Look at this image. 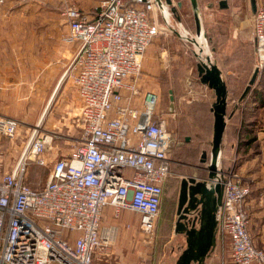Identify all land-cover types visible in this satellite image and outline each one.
I'll list each match as a JSON object with an SVG mask.
<instances>
[{
	"label": "built area",
	"instance_id": "2783aa9c",
	"mask_svg": "<svg viewBox=\"0 0 264 264\" xmlns=\"http://www.w3.org/2000/svg\"><path fill=\"white\" fill-rule=\"evenodd\" d=\"M160 7L167 8L165 0H98L94 15L64 9L66 40L78 44L72 80L81 101L79 138L66 157L53 162L40 188H31L25 176L30 163L47 167V136L31 135L12 171L1 174L0 264H95L97 254L111 253L118 232L102 225L107 205L115 217L122 210L136 213L140 230L154 231L176 139L156 112L159 95L141 93L138 80L146 49L165 32ZM252 33L260 74L264 0L256 7ZM18 126L0 115V151ZM222 176L216 220L218 234L229 240L231 264H264V249L248 232L244 204L250 188L234 171Z\"/></svg>",
	"mask_w": 264,
	"mask_h": 264
},
{
	"label": "rangeland",
	"instance_id": "374dc122",
	"mask_svg": "<svg viewBox=\"0 0 264 264\" xmlns=\"http://www.w3.org/2000/svg\"><path fill=\"white\" fill-rule=\"evenodd\" d=\"M198 1L200 7L198 8L197 1L196 4L201 15V27L203 26V32H205L203 41L207 46V51H203L200 55L204 58L206 54H209L211 61L220 70L222 80L226 84L228 109L229 99L235 100V102L238 100V96L248 85L256 70V58L253 56L251 48L240 46L233 38V25L238 20L252 18L249 0H228L231 13L224 17V20L229 26V34L228 28L226 30L229 40L224 38L225 32H223V27L218 25L217 19L211 18L209 4L216 0ZM170 2L171 5L166 8L170 15L167 24L162 19L160 11L157 10L160 26L165 28V32L153 41L154 43L158 42V47H160L159 73L155 75L154 79H149L143 76L141 69L138 82L141 93L152 91L159 95L156 112L166 119L167 130L176 139L171 154L172 175L164 188L161 213L151 234L140 230L137 217H133L137 214L133 212L124 211L117 216L118 219H114L112 214L106 218L108 226L118 228L113 248L118 247L120 241L124 247H119L122 248L121 251L128 264L175 263L186 247L184 237L173 233L180 184L182 180L194 178L201 181L208 176L207 166L210 163L213 116L212 114L210 117L208 116L207 106L211 108L215 97L211 90L199 82L196 69L199 60L194 53L198 52L199 48L188 40L196 39L191 1L170 0ZM97 4L98 0H3V3L0 4V24L21 27L23 40L30 39L40 30H49L51 27L65 36L68 28L62 14L66 6L76 7L86 14L94 15ZM241 9L243 12L240 19L234 21L233 14L236 16ZM183 33L187 38L182 37ZM216 33L221 36H219L221 39L216 37ZM170 71H172L171 75ZM28 102L29 100L25 99L23 92L22 106L16 107L12 113L19 124L17 135L15 138L5 139L1 143L2 166L0 174L5 171L6 167H12V169L15 167L31 135L38 136L42 133L49 138L48 146L53 148L49 158L52 160L56 158V154L69 153L78 140L76 139L79 137L77 132L68 133L65 126L55 125L54 120L51 122L57 111L55 104H52L47 115L39 123L31 121L30 117L35 113L30 112ZM199 105H207L204 113L197 109ZM227 109L226 116L228 118ZM238 132L241 134L242 130H238L237 135ZM226 147V140L224 143L223 137L218 167L223 171L230 170L237 173L234 165L229 162L230 158ZM202 152L206 154L205 157H202ZM233 155L235 157L234 151ZM47 175L48 168L30 163L26 169L25 182L31 188H40L46 182ZM229 255L228 239L217 234L216 250L209 258L211 260L213 258V261L205 262V264H231Z\"/></svg>",
	"mask_w": 264,
	"mask_h": 264
},
{
	"label": "crops",
	"instance_id": "0c3cea01",
	"mask_svg": "<svg viewBox=\"0 0 264 264\" xmlns=\"http://www.w3.org/2000/svg\"><path fill=\"white\" fill-rule=\"evenodd\" d=\"M196 1L199 8L200 3L198 0ZM214 3L209 4L211 6V18L217 19L218 25L222 26L223 32H225L224 38L229 40V35H226L229 26L224 20V17L231 13L228 0L227 8L220 7L219 0ZM259 3V1L256 2V7ZM249 7L252 18L238 20L233 25V38L240 46L250 47L255 57L252 33L254 12L252 11L251 0H249ZM242 12L241 9L236 16L233 14L234 21L240 19ZM199 17L201 22L200 13ZM201 28L203 32V26ZM229 32L228 28V34ZM203 33L205 34V32ZM67 35L68 32L64 36L60 31L51 27L49 30H40L30 39L23 40L21 38V27L0 24V115L14 117L13 119H15L12 113H14L16 107L22 106L24 92L25 99L29 100L27 105L30 107V112L35 113L34 116L30 117L31 121L40 123L43 117L47 115L52 104H55L60 114H57L59 112L56 111V115L51 122L54 120L55 125L65 126L68 133L75 131L79 135L78 117L81 101L72 80L74 74L72 64L78 50V44L67 42ZM219 36L216 33L218 39L221 37ZM155 43L152 42L148 46L142 62L143 76L149 79H154L160 70L158 59L160 47H158V42ZM171 73L172 71L169 72L170 75ZM206 106L199 105L197 109L199 112L204 113L208 107V116L210 117V114H212L211 108ZM227 111L229 114L226 119L223 137L224 143L226 140L229 162L234 165L233 167H235L239 176L250 188V195L244 204V209L249 217L248 232L254 245L264 249V72L257 75L255 84L243 100L239 101L238 99L235 102V100L229 99ZM39 123L37 124L39 125ZM240 129L242 133L238 132L237 135V131ZM38 136L43 137L44 135L40 133ZM52 152V146H47L45 154L47 167L44 168H48V173L56 159L66 157L69 154H56V158L52 160L49 158ZM11 169L12 167H6L3 173H8ZM124 211L128 210H122L121 213ZM111 214L114 219H118L114 215L113 208L109 205L105 206L102 211V225L108 226L106 218ZM133 217H137L139 224V216L135 215ZM67 235L72 238L76 236V234L70 233H67ZM228 244L230 254L229 240ZM118 245L124 247L120 241ZM119 246L114 247L113 251L106 257L97 254L94 263L128 264L125 255L121 251L122 248ZM215 250L216 245L206 259V263L213 261V258L212 260L209 258H211L212 253H215Z\"/></svg>",
	"mask_w": 264,
	"mask_h": 264
},
{
	"label": "water",
	"instance_id": "95a60500",
	"mask_svg": "<svg viewBox=\"0 0 264 264\" xmlns=\"http://www.w3.org/2000/svg\"><path fill=\"white\" fill-rule=\"evenodd\" d=\"M190 1L193 6V17L196 30L195 36L201 39L203 37V32L197 4L195 0ZM165 3L167 6L171 5L170 0H165ZM158 4L160 6L159 1ZM219 6L227 8V0H219ZM251 7L252 11L255 13V0H251ZM160 13L164 22L168 23L163 14L165 10L162 7H160ZM182 37L187 38L185 36ZM188 40L199 48V54L198 52H194L199 60L196 65L199 82L213 92L215 100L211 104L210 110L213 115V131L210 163L207 166V179L197 181L192 178L182 180L180 184L174 233L184 236L186 247L177 258L175 264H205L206 259L215 248L216 236L218 233L216 213L222 201L221 182L223 181L222 170L218 167V160L226 127L227 90L226 84L222 80L221 72L211 61L210 55L206 54L203 58V56L200 55L203 51L198 46L196 39L190 38ZM257 75L258 70L256 69L239 101L247 96L255 84ZM205 156L206 154L203 153L202 157ZM197 223L198 227H196Z\"/></svg>",
	"mask_w": 264,
	"mask_h": 264
},
{
	"label": "bare ground",
	"instance_id": "6f19581e",
	"mask_svg": "<svg viewBox=\"0 0 264 264\" xmlns=\"http://www.w3.org/2000/svg\"><path fill=\"white\" fill-rule=\"evenodd\" d=\"M165 17H166V20L169 21V13L168 11L165 9ZM183 36H185V34L183 33L182 34ZM196 42L198 44V46L201 48L202 51H207V46H206V43L203 41V37L200 39V38H196ZM220 156H221V151H220ZM220 159V157H219ZM219 161V160H218Z\"/></svg>",
	"mask_w": 264,
	"mask_h": 264
},
{
	"label": "flooded vegetation",
	"instance_id": "af4514ba",
	"mask_svg": "<svg viewBox=\"0 0 264 264\" xmlns=\"http://www.w3.org/2000/svg\"><path fill=\"white\" fill-rule=\"evenodd\" d=\"M177 208H178V202H177V206H176V212H177ZM176 212H175V216H176ZM176 219H177V216H176ZM176 222V221H175ZM175 226V224H174ZM196 227H198V223L196 224ZM174 229V228H173ZM183 252V251H182Z\"/></svg>",
	"mask_w": 264,
	"mask_h": 264
},
{
	"label": "trees",
	"instance_id": "16d2710c",
	"mask_svg": "<svg viewBox=\"0 0 264 264\" xmlns=\"http://www.w3.org/2000/svg\"><path fill=\"white\" fill-rule=\"evenodd\" d=\"M245 89V88H244ZM244 91V90H243ZM243 91H241V95H242V93H243ZM241 95L238 97V99H240V97H241ZM204 152H202V154H203ZM223 171V170H222ZM226 171H228V170H226ZM225 172V171H224Z\"/></svg>",
	"mask_w": 264,
	"mask_h": 264
}]
</instances>
